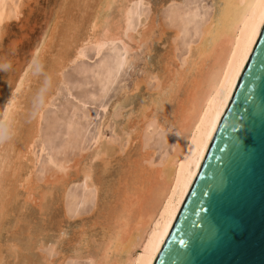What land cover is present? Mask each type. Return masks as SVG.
<instances>
[{"label": "bare ground", "instance_id": "obj_1", "mask_svg": "<svg viewBox=\"0 0 264 264\" xmlns=\"http://www.w3.org/2000/svg\"><path fill=\"white\" fill-rule=\"evenodd\" d=\"M36 1L37 0H33V2ZM68 1L65 2L66 4L64 3V9H87L90 7L89 5H91L89 2L90 4L88 7L86 5L80 6L81 0ZM132 1L134 0L95 1L92 6L93 13L87 22L89 25V33L86 34L85 31V36L83 34V38L80 36L82 39L80 38L81 40L78 41H81L82 43L79 44L80 46H75L76 52L74 58L76 59L84 55L82 46L85 44H91L96 53H98L101 47L107 42L121 41L123 42V45H125L126 42L123 39L124 36L134 42V47H130V49L139 48L140 44L150 37L155 26L150 23L145 31L141 27L143 32H141V29L140 31L137 29V35L140 34L138 37H135L134 34L131 35L127 33V28L130 25V9L128 3ZM214 1V7L207 14H200L193 9H186L185 6H181L179 3H176L175 0H171L168 4L170 8L169 15L172 17V20L179 22L176 25L173 35L172 33L170 34L173 38L171 40L175 42L180 34L186 33L188 31V25L199 16L202 18V22L200 26L196 28L197 39L187 43V51L179 60H176L175 55H165L166 58L164 57V59H160V71L157 72V74L152 71L154 73L153 78L156 80L154 92L149 94L147 100L144 99L143 101L141 99L143 102L141 104L139 102L140 105L137 108L138 114L136 115L137 120H130V118H128L124 127L120 125L123 127L121 130H125L124 132L130 137L131 132H135H132L133 136L131 141L133 142L136 138L138 139L139 152L134 158L129 156L126 157L124 160V167L121 169L117 178L113 182L109 181L110 183H106L103 182L104 180L102 181L104 178L101 179L99 176L94 177L96 174L94 175L92 169L93 160L98 159L97 162L99 160L102 161V169L100 167L102 171L108 170V167L111 164L112 155H108V152L110 151L108 150L110 149L108 147L109 144L108 146H104L105 144L103 141L100 142L104 144V147H101L98 143L99 145L95 148L93 153L91 151L89 162L86 163L88 164L86 168L82 170L81 174L78 172V175H81L80 180L82 182L83 194L80 196L78 193L74 192L71 195L69 211L71 213L70 217L79 218L81 221L80 224L82 225L80 226L79 224V227L75 226L80 229L77 230L78 232L75 230L77 233L74 231L76 236H73L72 239L67 238L66 241L62 238L64 242L66 241V246L68 245V247H64L65 243L63 244L61 242V249L57 250V242H53L55 238H53V240L50 239L54 244L51 245L48 254L53 251L60 254V258L58 259L60 264H64V262L70 258L72 260L86 259L90 264L153 263L210 144L221 116L231 97L241 68L264 19V0ZM85 2H87V0H85ZM146 2H148V0ZM19 3L20 5L18 6L21 8L24 5V1H20ZM86 4H88V2ZM27 6L31 9V4H28ZM115 8L116 10L119 9L120 17L118 13L116 14L117 16L114 15ZM20 10L21 9H17L16 16L20 14ZM111 10L114 11L113 15L109 13ZM155 12H153L154 15ZM67 14L70 13L67 12ZM59 19V15H55L47 31L42 35L40 34L41 36L38 43H36L35 46L33 45V48L31 49L32 63L30 69L27 71L25 70L24 73H22L23 69L20 70L15 77H11L6 81V83H4L5 86L2 88V94L0 95V102L3 103L2 108H0V146L1 144L2 147L5 146V144L10 146L11 149L8 148L7 151L14 152V157H12L15 162L12 161L8 154L2 156L4 155V152L3 154L0 153V157L2 156L3 159L2 167L7 170L9 169L8 173L3 169V171L6 172L5 174H2L0 171L1 219L7 213L6 202H9L8 197L11 196L9 198H13L15 195V192L11 190L12 188L14 189V187L11 186L12 188H9L8 186L7 188L4 181H6L9 174L16 175L18 170H21L20 166L22 165L20 164L22 163L19 160L24 159L26 153L30 152L33 139L35 134H37L35 132L36 124L39 119V112L43 106L48 103L50 97L53 96L52 90L56 81L55 73L58 70H61L64 64L70 59L67 54V50L69 51V49L67 48L71 45L72 41H77L73 40L72 36H74L79 25L77 26L75 22L72 23L73 21L69 22V24L67 22L68 26L66 30L63 31L61 35H57ZM140 19L144 20V18ZM5 28L6 27L2 25L0 18V42L5 33ZM164 32V28L161 27L160 36L164 34ZM55 39H58V42H60V47L57 43L59 49L56 54L53 55L47 70L43 68L46 71L45 74L43 73L44 76L42 75V77H40L43 79V84L42 87L38 91L36 89L37 92L35 91L36 93H34L35 98L33 97L34 100L32 99L34 101V111H31V113L27 112V121L24 120L26 122L24 123V125H26V132L24 136L21 135L22 137H20L18 134L21 132L17 129H13L15 128V126L13 127V124L16 120L15 115H17V109L20 107L21 100L27 93L28 85L35 79V77H37L38 71L42 70L41 64L46 59V56L51 54L50 49ZM167 41L170 44L169 39ZM175 49H177L176 45L169 48L171 52ZM122 59V57L117 56V66L122 64ZM112 73L113 72L110 68L105 70L104 76L108 82L113 80ZM149 78H152V76H149ZM139 82L144 83L142 80H138V83ZM31 96L30 98H32ZM138 100H140V98ZM29 106L30 105L27 107ZM25 109L26 111L29 110H27V108ZM122 109L125 108L122 107L120 110L121 112H123ZM19 115L17 117V120L19 121L17 122L21 121ZM130 115L132 114L130 113ZM135 125H138V128H135ZM120 126L118 124L116 128H120ZM24 127L25 126H23V128ZM23 128H21L20 131H24ZM157 129L170 131L175 136V141L171 149L164 148L158 159L155 160L154 151L147 149V147L149 141L152 139L153 133ZM12 130H15L17 133ZM12 132L17 134L16 138L18 136V139L20 138L22 141L14 142V134H12L13 138L10 137L11 135L8 138V134ZM117 132L114 135L118 136L119 134L120 138L123 137L122 133L120 135V133L117 134ZM121 139V141H123V138ZM1 149L3 148L0 147V151ZM113 151L111 153L117 152L118 149L117 151ZM2 159L0 158V161ZM16 160H18L17 163ZM59 168L66 169L67 167L62 163L59 165ZM12 180L16 181L18 179H15L13 176ZM76 183H78V181ZM101 192H103L105 197L107 195L108 200L104 199L105 197H101L103 200H100ZM14 198H16V196ZM87 201L93 202V210L91 213L92 216L95 215V218L92 220L90 219L91 221L86 219L84 217L85 215L82 216L83 214L79 212V206ZM56 224L60 233V221H57ZM93 225L97 226L96 230H93ZM92 226L93 228L91 229ZM4 229V224H0V255L3 259L4 255L7 254L3 255L4 251L1 249V246L4 244L1 243L2 230ZM37 236L35 238H37ZM59 237L60 236H58V238ZM39 238H37V240H39ZM7 243V247L5 248L6 252L9 251L10 255H8L10 257L13 256L17 260V258L22 255V253L20 255V245H18L13 239L11 242ZM33 244L35 246L37 244V247L40 249L44 245L40 241L39 244H35V242ZM33 244L31 243V245ZM34 245L33 248L35 249ZM44 246H46V243ZM3 247H5V244ZM30 249H32V247ZM26 251L24 252L26 253ZM48 254L45 252L39 254L38 257L42 260V264L43 262L45 264L54 262L48 258ZM27 255H25L22 261L29 264L31 257H29L30 255ZM3 259L2 261H4ZM11 260H13V258H11ZM38 260L39 259H37V261ZM23 262L21 263L24 264Z\"/></svg>", "mask_w": 264, "mask_h": 264}, {"label": "rangeland", "instance_id": "obj_2", "mask_svg": "<svg viewBox=\"0 0 264 264\" xmlns=\"http://www.w3.org/2000/svg\"><path fill=\"white\" fill-rule=\"evenodd\" d=\"M0 1L2 2H0L1 23L6 27L5 33L1 40L2 43L0 42V95L2 94V88L5 86L4 83H6V81H8L11 77H15L20 70L23 69L22 73H24L25 70L27 71L30 69L32 63L31 49L33 48V45L35 46V44L38 43L40 36L45 31H47L55 15L57 16L58 14L60 17L58 20L59 25L57 35H61L62 32L66 30L68 26L67 22L69 24V22L73 21L72 23L75 22L77 26L79 25L77 31L75 30L78 33L75 32V34L73 33L74 36H72V39L77 41H72L71 45L67 48L69 49V51L67 50V54L69 55L70 59L61 68L62 71L58 70L55 73L56 81L52 90L53 96L50 97L48 103L44 105L39 112V119L36 124L35 132L37 134H35L33 143L30 147V155L29 153H26L24 156L25 158L23 157L24 159L21 158L22 160H19L22 163L20 164L22 165L20 166L21 170H18L16 175L9 174L6 181H4V184L7 185V188L8 186L9 188L11 186L14 187L15 190L12 187L11 190L15 192V195L13 198H9L11 196L8 197L9 202H6L7 213L2 219L0 218V221H2L0 224H4L5 226V229L2 230L3 232L1 235V243H4L5 247H3V244L1 249L4 251L3 255L7 253L4 255V259L1 258L0 255V263L15 264L16 262V264H20L23 262L22 260L25 255L28 254L27 256L30 255L29 257H31L29 264H39L42 261L40 257H38L40 253L45 252L48 254L49 249H51V245L56 242V248H58L57 250L61 249L60 246H62V243H65V246L63 245L64 247H68V245L66 246L67 238L72 239L73 236H76V233L78 232L77 230L80 229L76 228L79 227V224L81 223L79 218L70 217L71 213L69 210L71 195L74 192L78 193L80 196L83 194L82 182L80 180L81 175H78V172L81 174L82 170L88 165L86 163L89 162L91 151L93 153L99 144L101 147L108 146L109 144L108 147L110 149L108 150L110 151L108 152V155H112L113 158L111 157V164L108 167V170H101L103 166L101 163L102 161L99 160L97 162V159L93 160L92 162L93 173L94 175H97L94 177L99 176L101 179L104 178L102 181L104 180L103 182L106 183H110L109 181L113 182L117 178L121 169L124 167V160L126 157L129 156L134 158L139 152L138 139L136 138L137 140L135 139L133 142L131 141L133 136L132 134L135 132L132 131L133 133L131 132L130 137L128 134H126V132H124L125 130L122 131L121 129H123V127L126 125L125 123H127L128 118H130V120H137V108L144 101V99L147 100L149 94L154 92L156 80L153 78V72L157 74V72L160 71L162 58L164 59L165 55H175L176 60H179L180 57L187 51V43L197 39L196 28L200 26L202 18L198 16L194 21H192L188 25V31L186 33L180 34V36L176 38L174 42L171 39H173L172 35L176 29V25L179 22L173 21L172 17L169 15L170 8L168 4L171 2V0H148V2H146L147 0H134L128 3L130 9V25L127 28V33L131 35L134 34L135 37H138L140 34L137 35V29L140 31L142 27V29L145 31L150 23L154 24V29L156 31L153 29L150 37L142 42L140 47L137 49H130V47H134V42L129 40L126 36L123 37L126 42L125 45H123V42L121 41L107 42L101 47L98 53L94 51V48L91 44H85L82 46L84 55L75 59V46H78L80 43H82L78 40H81L85 36V31L86 34L89 33V25L87 22L93 13L92 6L97 0H87L88 4H86L87 2H85V0H83V2L81 0L80 6L86 5L88 7L90 3L91 5H89L90 7L87 9L76 10L64 9L63 5L68 0H37L36 2H33V0ZM20 1H24V5L21 8L18 6L20 5ZM175 2L179 3L181 6H185L186 9H193L200 14H207L214 7L215 1L175 0ZM28 4H31V9H29L27 6ZM17 9H21L18 16H16ZM114 10V15L117 13L119 15V9L116 10L115 8ZM67 12L70 14H67ZM113 12L114 11L111 10L109 13L113 15ZM153 12H155V15ZM140 18H144V20H141ZM161 27L164 28L165 32L160 36ZM142 29L141 32H143ZM171 33L172 35L170 36ZM76 34H79V37ZM80 36L83 37L81 38ZM166 37H171L168 38L170 44ZM57 43L60 47V42H58V39H55L50 49L52 55L50 54L51 56H46V59L41 64L42 70L38 71L37 77H35V79L28 85L27 93L22 99L24 101L21 100L20 107L18 108L20 110L17 109V115H15L16 120L13 124V127L15 126V128L13 129H17L19 132H21L18 134L20 137L24 136L26 132V125H24V123L27 121V112L31 113V111H34V93H36L43 84V79L40 77H42L43 73H46L44 69L47 70L53 55L56 54L57 50L59 49ZM174 45H176L177 49L174 51L172 50L171 52L169 48ZM1 54L4 55L2 56ZM117 56L123 58L122 64L120 66H117L116 63ZM156 62H158L159 65ZM107 68H110V70L113 72V80L109 82L104 76L105 70ZM147 74L152 76V78H149ZM138 80H142L146 84L143 82L138 83ZM30 96L32 98H30ZM139 98L140 100H138ZM2 104L3 103L0 102V108H2ZM28 105H30L29 107L31 109L27 107ZM122 107L125 108L122 109L123 112L120 111ZM25 108L29 110L26 111ZM129 112L132 115H130ZM18 115L19 118H21L20 122H17L19 121L17 120ZM118 124L119 126L121 125L123 127L120 126V128H116ZM23 126L25 127L23 128ZM137 126L138 125H135V128ZM21 128H23L24 131H20ZM15 130L12 131L15 132ZM13 132L8 134V138L10 135V137L13 136ZM116 132L117 134L120 133V135L122 133L123 137L121 138H123V141H121L122 139L120 138L119 134L118 136L114 135ZM14 135L16 138L17 134ZM15 138H13V140H15L14 142L22 141V139H18V136L16 139L19 141ZM100 141H103L105 145ZM174 141L175 136L170 131L157 129L153 133L152 139L149 141L147 149L154 151V159L156 160L164 148L171 149ZM111 145L113 146V150L115 148V150L117 151L118 149V151L114 152L115 150H112ZM0 147L3 148L1 149L0 153L3 154L4 152V155L2 156L8 154L12 161L15 162L13 158L14 152L7 151L8 148L11 149L10 146L5 144V146L2 147L1 144ZM111 150L114 153H111ZM2 156L0 157L1 159ZM17 161L18 160H16V163ZM30 161L33 164H31ZM62 163L66 165V169L59 168V165ZM2 165L3 159L0 161V171L2 174H5L6 172L8 173L9 169L7 170L6 168H3ZM70 167L73 168L71 169ZM30 168L33 171H31ZM3 169L6 172H4ZM13 176L18 180H12ZM77 181L78 183H76ZM100 195V200L105 197L103 192H101ZM15 196L16 198H14ZM104 199L108 200L107 195ZM92 210L93 202L90 201H87L79 206V212L83 214L82 216L85 215L84 217L88 220L95 218V215L92 216ZM57 221H60V229L63 233L61 231L59 233L56 224ZM81 225L82 224H80V226ZM96 229L97 226H94L93 230ZM35 235L37 238L40 237L39 240L35 238ZM58 236L60 237L58 238ZM53 238L55 239L53 240ZM62 238L66 241L64 242ZM12 239L15 240L18 245H20V255L22 253V255L19 256L20 259L18 257L17 260L13 256L10 257L9 251L6 252L5 249L7 247L6 243L11 242ZM50 239L53 240L54 243L50 241ZM39 241L44 245L46 243V246L43 245L41 249L38 248L36 243L39 244ZM30 242L32 244L35 242L36 246L33 244L35 249ZM31 247L32 249H30ZM25 248H28L27 251ZM24 251H26V253ZM23 255L24 257L22 258ZM59 255L60 254H58L56 251L48 254V258L55 262L50 264H60L58 260L60 258ZM11 258H13L15 261L11 260ZM36 258L39 260L37 261ZM2 259L4 261H2ZM23 263L26 264L25 261ZM43 264L45 263L43 262ZM64 264H90V262L86 259L72 260L70 258L67 259Z\"/></svg>", "mask_w": 264, "mask_h": 264}, {"label": "water", "instance_id": "obj_3", "mask_svg": "<svg viewBox=\"0 0 264 264\" xmlns=\"http://www.w3.org/2000/svg\"><path fill=\"white\" fill-rule=\"evenodd\" d=\"M152 264H264V19Z\"/></svg>", "mask_w": 264, "mask_h": 264}]
</instances>
